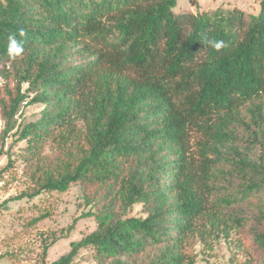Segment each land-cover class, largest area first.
<instances>
[{
	"label": "trees",
	"instance_id": "obj_1",
	"mask_svg": "<svg viewBox=\"0 0 264 264\" xmlns=\"http://www.w3.org/2000/svg\"><path fill=\"white\" fill-rule=\"evenodd\" d=\"M177 4L0 2L2 147L22 107L43 106L17 130L35 186L18 198L80 184L91 210L68 232L97 222L51 264L83 248L98 264H197L196 246L222 239L264 252V0L258 15ZM12 34L24 48L15 59ZM49 143L54 160L43 157ZM135 205L144 216H129Z\"/></svg>",
	"mask_w": 264,
	"mask_h": 264
},
{
	"label": "rangeland",
	"instance_id": "obj_2",
	"mask_svg": "<svg viewBox=\"0 0 264 264\" xmlns=\"http://www.w3.org/2000/svg\"><path fill=\"white\" fill-rule=\"evenodd\" d=\"M260 3L261 0H178L175 11L213 13L220 8H239L247 14L258 15ZM4 84L0 79V86ZM42 109L41 105L23 106L16 117L15 129L7 136L4 147L0 143V151H3L0 154V264H51L70 252L71 242L80 241L97 229L95 218L89 217L79 219L68 232L76 219L91 210L82 199L80 184H73L66 192H45L35 198H18L23 193L32 192L35 186L26 172L23 158L26 143L17 142V130L22 125L38 120ZM4 127L1 121L0 137ZM199 141L200 135L191 136L194 151ZM42 153L49 160L59 156L51 143L44 147ZM9 163L12 164L5 171ZM129 213V216H144L143 206L135 205ZM47 244L50 246L45 256ZM234 244L223 239L212 241L210 247L198 244L197 264H249V255L256 264H264V252L252 250L250 238L249 246L246 244L243 251ZM144 259L142 257L138 264ZM71 264L98 262L92 250L83 248Z\"/></svg>",
	"mask_w": 264,
	"mask_h": 264
},
{
	"label": "clouds",
	"instance_id": "obj_3",
	"mask_svg": "<svg viewBox=\"0 0 264 264\" xmlns=\"http://www.w3.org/2000/svg\"><path fill=\"white\" fill-rule=\"evenodd\" d=\"M20 37H24L25 32L23 29L19 30ZM208 47L214 48L217 52L226 47V44L223 40H210L207 44ZM24 51L23 41L17 40L16 35L12 34L8 37V47L7 53L9 58L15 59L20 56Z\"/></svg>",
	"mask_w": 264,
	"mask_h": 264
}]
</instances>
